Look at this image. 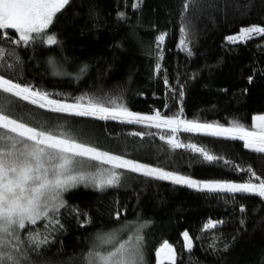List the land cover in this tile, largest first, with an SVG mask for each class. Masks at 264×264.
Listing matches in <instances>:
<instances>
[{"label":"trees","instance_id":"16d2710c","mask_svg":"<svg viewBox=\"0 0 264 264\" xmlns=\"http://www.w3.org/2000/svg\"><path fill=\"white\" fill-rule=\"evenodd\" d=\"M136 3L70 0L47 30L56 45H16L15 31L5 30L0 47L6 53L4 65L13 68H3L0 75L62 102L87 95L106 103L115 100L138 114L159 111L164 117L222 126L238 121L245 127L253 116L264 114V37L227 41L242 28L264 26V0H197L186 14L191 55L180 47L184 0H142L138 8ZM160 34L166 39L157 47ZM13 50L19 63L8 55ZM16 105L14 118L43 122L55 132L151 167L200 181L235 183L246 182L244 169L251 167L264 178V154L251 152L239 140L52 113L19 100ZM169 137L184 146L173 149ZM192 144L217 159L205 161L187 147ZM119 171L117 187L100 191L81 185L64 194L66 206L57 214L62 227L52 226V242L39 255L31 254L34 264H83L94 243L101 253L112 248H100L97 235L123 224L148 225L142 233L145 264H156V250L165 242L175 249L176 264H264V199L209 194ZM209 219L223 224L205 231ZM43 223L36 230L47 234ZM185 231L192 237L191 252L184 249Z\"/></svg>","mask_w":264,"mask_h":264},{"label":"snow or ice","instance_id":"6c2138e0","mask_svg":"<svg viewBox=\"0 0 264 264\" xmlns=\"http://www.w3.org/2000/svg\"><path fill=\"white\" fill-rule=\"evenodd\" d=\"M69 3L70 0H0V35L5 30L12 29L18 34V40L13 41L16 45L28 46L36 40L56 45L58 40L47 30ZM141 3L142 0H137L133 7L138 8ZM196 3L197 0H184L182 7L180 47L188 55L192 53L188 46L190 41L186 14L190 6L195 7ZM120 18H123V13ZM255 36L264 37V26L242 28L237 36H229L227 40L236 44L247 42ZM165 39L166 34H160L157 37V47L162 45ZM5 55V49L0 47V70L5 67L13 68L12 64L4 65ZM8 55L14 57L16 63L20 62L15 50ZM160 58L162 59V56ZM85 70L86 66L81 72ZM156 70L159 71V64ZM251 82L252 77H249V83ZM17 100L52 113L143 124L149 128L163 127L173 133L183 130L239 140L243 142V147L251 152L264 154V115L253 117L250 127H245L238 121H232L230 126H222L184 120L179 116L164 117L159 111L153 115H142L130 111L115 100L106 103L87 95L79 97L73 103L62 102L51 98L45 91L22 86L0 75V264H34L31 254L39 255L40 250L52 242L50 236L56 230L52 226L62 227L57 214L66 206L64 194L81 185L100 191L117 187L123 175L119 170L150 179L167 180L209 194L234 196L238 193L264 199V178L257 175L251 167L244 169L249 173V179L243 183L197 181L102 151L80 142L65 131L55 132L45 127L43 122L37 121L33 125L22 118H14L11 113L17 106ZM167 143L173 149L184 146L175 137H169ZM187 147L199 152L205 161L212 162L217 159L194 144ZM95 165H106L108 168L100 169ZM94 167L95 170H89ZM240 211H244L243 207ZM119 218L120 213H117L116 219ZM41 222H44L42 227L47 230V234L36 230V226ZM221 224L223 221L209 219L202 227L207 231L216 229ZM29 228L32 231L29 232ZM182 235L184 248L191 252L192 237L187 231ZM96 241L99 244L112 245L111 250L105 253L95 251L94 243L93 250H89L84 256L83 264H145L144 237L139 229L123 241H118L115 233L98 234ZM227 250L228 245L225 244L224 251ZM156 256L158 264H164V261L176 264L175 249L167 242L157 250Z\"/></svg>","mask_w":264,"mask_h":264},{"label":"rangeland","instance_id":"374dc122","mask_svg":"<svg viewBox=\"0 0 264 264\" xmlns=\"http://www.w3.org/2000/svg\"><path fill=\"white\" fill-rule=\"evenodd\" d=\"M257 26V25H256ZM241 30V29H240ZM240 32V31H239ZM239 32L238 33H236V34H233V35H230V36H237L238 34H239ZM17 34V33H16ZM17 36H18V34H17ZM229 37V36H228ZM227 37V38H228ZM36 41H38V42H42V43H44L42 40H36ZM228 41V40H227ZM44 44H46V45H48L47 43H44ZM142 115H145V114H142ZM259 115H264V114H259ZM255 116H257V115H255ZM255 116H253V117H255ZM253 119V118H252ZM198 133H201V132H198ZM95 167H99L100 169H105V168H108V166H106V165H95ZM95 167L93 168V169H89V170H95ZM193 179V178H192ZM196 180V179H195ZM197 181H200V180H197ZM201 182H212V181H201ZM219 182H223V181H219ZM182 186H184V185H182ZM187 187V186H186ZM191 189V188H190ZM148 227V225L147 224H142V225H138V226H136L135 224H131V225H128V224H123L122 226H120V227H118L117 229H114V230H112V232H110V233H115L116 234V239L118 240V241H123L124 239H126L127 238V236H129V235H134L135 234V232H136V230L137 229H139L140 230V233L142 234L143 233V231L146 229ZM131 228L133 229L132 231H131ZM182 237H183V235H182ZM183 241H184V238H183ZM185 243V242H184ZM164 244V243H163ZM162 244V245H163ZM161 245V246H162ZM98 246H100V248H102V247H110V246H112V245H110V244H98ZM161 246L158 248V249H160L161 248ZM157 249V250H158ZM185 250H187L186 248H184ZM157 250H156V252H157ZM164 262H166V263H168L167 261H164ZM156 264H158V258H157V256H156Z\"/></svg>","mask_w":264,"mask_h":264}]
</instances>
